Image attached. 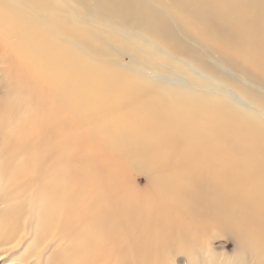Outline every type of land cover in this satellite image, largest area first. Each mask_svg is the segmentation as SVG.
Instances as JSON below:
<instances>
[{
    "label": "bare ground",
    "instance_id": "bare-ground-1",
    "mask_svg": "<svg viewBox=\"0 0 264 264\" xmlns=\"http://www.w3.org/2000/svg\"><path fill=\"white\" fill-rule=\"evenodd\" d=\"M96 1L264 80V0ZM65 3L0 0V259L34 244L21 264H148L146 228L191 222L264 257V124L98 59L107 37L68 21Z\"/></svg>",
    "mask_w": 264,
    "mask_h": 264
},
{
    "label": "rangeland",
    "instance_id": "rangeland-1",
    "mask_svg": "<svg viewBox=\"0 0 264 264\" xmlns=\"http://www.w3.org/2000/svg\"><path fill=\"white\" fill-rule=\"evenodd\" d=\"M72 1L66 0L65 3L68 21L76 22L71 18L74 17L79 26L81 22L80 27L100 32L107 37L105 45H97L95 48L98 59L153 84L180 90L196 88L204 96L225 100L264 124V80L257 71L247 68L236 70L218 56L200 48L191 37H181L180 43L169 45L161 40L154 29L129 20L124 23L118 16L105 13L99 9L96 0ZM70 9L74 10L75 15ZM187 49L196 51V55L202 50L201 62L188 55ZM242 91H247L248 97L242 95ZM124 145L123 141H119L117 148L128 152ZM139 169L135 166L129 168L133 180L130 189H145L146 175ZM82 181L78 184H83ZM146 229H149V233L145 232L148 234V250L154 251L148 255L149 258L146 257L148 264H154L155 261L160 264H264V257H256L249 247L239 244L230 230L218 226L205 228L202 222H191L175 228L168 225L153 227L152 224ZM187 233H195L197 236L188 238ZM33 246H29L28 252H22L20 245L9 256L1 258L0 264H21L29 252L33 253Z\"/></svg>",
    "mask_w": 264,
    "mask_h": 264
}]
</instances>
